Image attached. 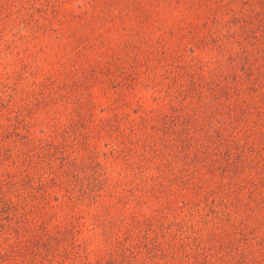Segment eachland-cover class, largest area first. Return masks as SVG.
I'll use <instances>...</instances> for the list:
<instances>
[{
  "label": "rangeland",
  "instance_id": "1",
  "mask_svg": "<svg viewBox=\"0 0 264 264\" xmlns=\"http://www.w3.org/2000/svg\"><path fill=\"white\" fill-rule=\"evenodd\" d=\"M261 2L0 0V264H264Z\"/></svg>",
  "mask_w": 264,
  "mask_h": 264
},
{
  "label": "trees",
  "instance_id": "2",
  "mask_svg": "<svg viewBox=\"0 0 264 264\" xmlns=\"http://www.w3.org/2000/svg\"><path fill=\"white\" fill-rule=\"evenodd\" d=\"M260 5H261V6H264V2H261ZM211 14H213V13H211ZM211 14H210V15H211ZM213 16H215L216 18H218V15H216V14H213L212 17H213ZM226 31L230 32V29L228 28V29H226ZM237 54H238V57H239L240 59H242L240 53H237ZM241 54H242L243 56H245V55H247L248 53H247V51H244L243 49H241ZM242 60H243V59H242ZM240 62L243 63V61H241V60H240ZM242 63H241V64H242Z\"/></svg>",
  "mask_w": 264,
  "mask_h": 264
}]
</instances>
